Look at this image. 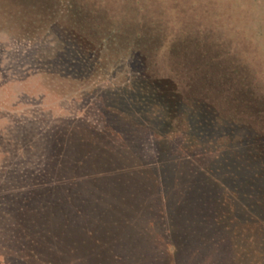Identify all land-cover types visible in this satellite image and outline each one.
<instances>
[{"label": "rangeland", "instance_id": "374dc122", "mask_svg": "<svg viewBox=\"0 0 264 264\" xmlns=\"http://www.w3.org/2000/svg\"><path fill=\"white\" fill-rule=\"evenodd\" d=\"M73 8L0 0V190L62 187L32 196L19 222L0 210V264L31 263L27 248L49 264H264V174L250 185L234 162L249 146L264 154V0H225L254 100L234 127L208 129L150 97L138 63Z\"/></svg>", "mask_w": 264, "mask_h": 264}, {"label": "trees", "instance_id": "16d2710c", "mask_svg": "<svg viewBox=\"0 0 264 264\" xmlns=\"http://www.w3.org/2000/svg\"><path fill=\"white\" fill-rule=\"evenodd\" d=\"M71 1L74 6L71 16L79 22L95 21L96 25L92 28L96 29V33L106 34L100 42L108 43L117 53L123 50L130 62L138 63L150 97L159 91L160 97L172 100L170 105H173L175 114L188 112L194 117L193 120L196 118L200 121L198 126L204 123L207 129L210 122L216 124L218 120H223L234 127L236 120L247 117L254 91L251 80L241 79L243 77L237 72L245 67V62L239 59H246L245 54L250 46L241 41L239 25L229 24L230 14L224 8L225 0H142L135 9L131 8L132 0H122L124 5L119 4V0H111V6L100 8L95 5L98 0ZM123 21L127 23H121ZM82 28L89 27L84 25ZM224 53H231V58L224 60ZM156 69H161L163 75L154 77L153 71ZM169 87L173 90L172 99L165 96L170 93ZM253 149L249 146L246 151L234 153V162L237 160L238 163H235L240 166V171L246 172L244 178L250 185H253L250 178L257 179L264 174L262 166L258 169L259 173L252 171L253 164H256L254 160L264 159V154ZM60 190L62 187L59 183L39 180L21 196L23 198L18 197L20 195L17 196L12 189H2L1 213H15L19 222V210L27 206L25 204L31 201L32 196L34 199L43 192ZM219 217L221 219L222 216ZM207 229L205 227L206 232ZM193 241L198 242L194 250L198 258L208 240L201 236ZM35 250L27 248L23 253L31 260L29 264H49L37 256Z\"/></svg>", "mask_w": 264, "mask_h": 264}]
</instances>
